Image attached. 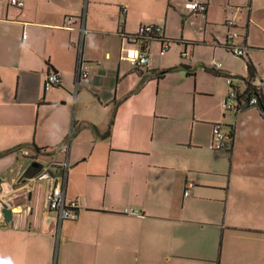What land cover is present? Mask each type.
<instances>
[{"label": "crops", "instance_id": "crops-1", "mask_svg": "<svg viewBox=\"0 0 264 264\" xmlns=\"http://www.w3.org/2000/svg\"><path fill=\"white\" fill-rule=\"evenodd\" d=\"M24 1L0 0V192L17 210L0 224V264H264V113L221 104L226 74L245 89L249 59L264 90L258 0ZM192 1H206V12ZM143 5H167L151 24L189 61L158 59L160 43L146 68L125 58L123 33L142 26L129 19ZM229 19L238 23L233 42L249 47L245 59L224 46ZM81 25L92 80L77 89ZM180 64L188 67L156 76ZM50 72L62 84L46 91ZM215 122L234 127L230 147L209 150ZM35 161L40 171L24 176ZM45 166L50 183L38 178ZM52 186L77 201V219L49 207Z\"/></svg>", "mask_w": 264, "mask_h": 264}, {"label": "built area", "instance_id": "built-area-1", "mask_svg": "<svg viewBox=\"0 0 264 264\" xmlns=\"http://www.w3.org/2000/svg\"><path fill=\"white\" fill-rule=\"evenodd\" d=\"M9 2L13 6L19 8L25 6L24 0H9ZM188 7L196 12L204 13L207 10L208 3L206 1H192L188 4ZM72 19H74L72 16L68 17L67 25L69 27H72V24L74 23L72 22ZM227 24L232 28V31L228 35L225 43L228 45L230 51L236 56L247 57L249 47L245 43L235 44L233 42L234 38L239 36V32L236 30V26L238 25V23L234 19H229L227 21ZM160 27L161 26H155L154 28H156L158 31H161ZM152 28V25L141 26L136 34H132L130 36H126L123 34L124 39L128 42V46L125 49V58L137 68H146L151 62L152 47L146 46V48L144 49L143 40H140L139 37L152 31ZM79 30L80 37L77 42V89L90 83V81L92 80L90 63L84 59L82 53L84 37L87 30L84 25H81ZM24 37H26V35H24ZM167 49V44L161 45L159 54H165ZM184 54L187 53L185 52ZM212 63L215 68L221 67V63L217 60H213ZM225 80L229 86V89L222 99L221 103L224 107V110H226L227 112L237 113L248 106H256L261 110L259 97L256 94H252L251 97L247 96L245 90L247 86H249V84H247L246 80L242 81L246 82L245 89L236 86L234 84V78L231 75L226 74ZM60 84H62L61 76L56 72H50L45 79L44 89L47 91ZM256 87L259 89H263L262 85H258ZM261 111L262 113H264L263 110ZM230 132L231 127L229 125H226L223 122H215L213 124L212 139L209 148L211 150H222L230 147ZM51 169L52 167L50 168L48 166H45L44 169H42V171L39 173L38 178L40 180H46L50 183L51 180L54 179ZM46 198L49 207L58 213V216L61 220H75L79 217V205L77 201L68 199L62 187H50L47 191ZM4 208H10L13 213L17 211L15 210L16 208L14 206V196H10L8 190L3 187L2 191L0 192V224H3L6 220V216L3 212ZM123 212L130 215H142L139 210H135L129 207L124 208Z\"/></svg>", "mask_w": 264, "mask_h": 264}, {"label": "rangeland", "instance_id": "rangeland-1", "mask_svg": "<svg viewBox=\"0 0 264 264\" xmlns=\"http://www.w3.org/2000/svg\"><path fill=\"white\" fill-rule=\"evenodd\" d=\"M219 1H221L223 4L242 3L241 2L242 0H219ZM257 2H259V10L263 11L264 10V0H258ZM166 10H167V5L166 6L160 5L159 8H154L153 6H148V5L136 7L135 14H132L134 19H135V22L131 19L130 16H129L130 17L129 22H130V24L131 23L136 24V23H139V21H143L142 25H152L151 20L154 19L155 17H157L159 14H160V16H162L161 13H165ZM170 11H171V15L169 16L168 23L171 26V28L177 27V31L179 32V27L182 26L183 20H182V18L178 17L177 14L174 13L173 8H171ZM139 28H140V25L137 26L138 30H139ZM153 49H154V47H153ZM182 49H184V45L182 43H180L179 40L171 39V41L169 43V47L166 50L165 54L162 56L158 55L156 57L158 59L159 58L165 59V61H167V63H169L171 65L179 64L181 59H185V62L189 61L188 58L184 57L183 54H181V53H183L182 51H184ZM155 52H157V51H155ZM243 58L245 59L246 57H243ZM240 59H242V58L240 57ZM254 81H255V77L253 78V83H254ZM205 105H207L206 106L207 109H209L211 107V106H208V105H211L210 102L205 103ZM252 108L256 109L257 107L252 106ZM222 109L224 110V107H222ZM232 113H234V112H232ZM209 145H210V143H209ZM209 145H208V148H209ZM209 150H211V149L209 148Z\"/></svg>", "mask_w": 264, "mask_h": 264}, {"label": "trees", "instance_id": "trees-1", "mask_svg": "<svg viewBox=\"0 0 264 264\" xmlns=\"http://www.w3.org/2000/svg\"><path fill=\"white\" fill-rule=\"evenodd\" d=\"M226 25H228V24H226ZM142 26H146V25H142ZM152 26H153L152 31H150V32L144 34L143 36L139 37L140 40H143L144 49L146 48V46H151L153 43H160V47H161V45L167 44L168 47H169V43H170L171 39L164 35L163 26H161L159 24H152ZM155 26H161L160 27L161 31H158L156 28H154ZM237 26H236V28H237ZM123 34L126 35V36L132 35V34H129V33H123ZM133 34H136V33H133ZM191 44H193V43L192 42H187L186 43V47L191 45ZM224 46L229 48L226 43L224 44ZM186 53L187 54H185L184 56H188L190 54L188 51H186ZM187 67L188 66L186 64H180L178 66L170 67V68H167V69L163 70L162 72L156 73V76L160 78V77H162L164 74H166L169 71H173V70L178 69V68H187ZM248 69H249V76L247 78H243V79H246L247 80V84H249V86H247L245 92H246L247 96H250V97H251L252 94H256L259 97V100H260L261 110L264 111V90L257 88L252 83L253 78L256 77V68H255L253 62L250 59L248 60ZM149 71H151V70H148V72ZM231 76L234 78L233 75H231ZM243 81H245V80H243ZM112 124H113V121L110 123V126ZM95 129H97V127H95ZM234 136H235L234 127L231 126V132H230L231 144H233ZM37 149L41 151V148H37ZM33 163H37L39 166L37 167V166H33V164H31L28 167V169L26 170V172L24 173V176H32V175L36 174L38 171H40L42 163L40 164V163H38L36 161L33 162Z\"/></svg>", "mask_w": 264, "mask_h": 264}, {"label": "water", "instance_id": "water-1", "mask_svg": "<svg viewBox=\"0 0 264 264\" xmlns=\"http://www.w3.org/2000/svg\"><path fill=\"white\" fill-rule=\"evenodd\" d=\"M33 166H39L37 163H33ZM3 212L8 220H11L14 216L13 211L10 208H4Z\"/></svg>", "mask_w": 264, "mask_h": 264}]
</instances>
